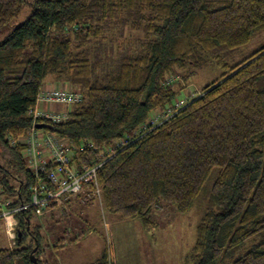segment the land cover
I'll list each match as a JSON object with an SVG mask.
<instances>
[{
  "label": "trees",
  "instance_id": "obj_1",
  "mask_svg": "<svg viewBox=\"0 0 264 264\" xmlns=\"http://www.w3.org/2000/svg\"><path fill=\"white\" fill-rule=\"evenodd\" d=\"M22 11L0 41V198L17 223L0 264H33L34 248L36 264H59L45 238L56 217L47 229L42 217L64 218L57 209L66 214L74 202L99 200L145 230L161 204L186 214L203 191L187 264H264V45L234 64L225 56L264 33V0H0V33ZM208 67L222 73L177 100ZM49 77L80 95L56 124L28 114ZM32 131L67 143L63 170L79 175L100 165L94 180L30 205L38 183L56 190L28 166ZM79 216L76 228L91 230ZM89 264H109L107 250Z\"/></svg>",
  "mask_w": 264,
  "mask_h": 264
},
{
  "label": "rangeland",
  "instance_id": "obj_2",
  "mask_svg": "<svg viewBox=\"0 0 264 264\" xmlns=\"http://www.w3.org/2000/svg\"><path fill=\"white\" fill-rule=\"evenodd\" d=\"M26 16L27 12L23 14L22 11L14 18L10 25L0 33V41L13 27L21 23ZM263 45L264 33L258 32L254 34L248 44L226 53V62L230 64L237 63L257 51ZM221 73L220 69L212 67L198 71L186 85L184 92L177 100L185 101L198 95L205 83L214 80ZM51 79L50 77L47 78L43 86L52 83L54 84V88H67V86L55 83ZM260 84L264 86V79ZM51 108L54 111H62L67 107L55 104ZM154 115L153 113L151 117H154ZM205 198L206 192L203 191L195 200L190 210L182 215L177 213L174 206L161 204L163 206L162 211H154L151 214L153 225L145 230L138 220L120 219L110 214L104 208L102 202L96 200L92 204L94 208L92 210L91 231L89 232L87 228H84L81 233L75 227L73 229L74 233H72L68 230L72 227L73 223L70 220L75 217L78 218L77 214L79 215V213L71 211L69 216L66 217L67 212L66 214L65 212L61 213L57 209L58 215H63L64 218L56 216L57 221L53 223L56 228L55 233H60L61 237L67 240L65 251L59 253L58 257L62 258L63 261L72 259L77 260L78 264H89L95 260V255L98 256L100 252L106 249L109 264H187L186 259L195 241V228L204 213ZM215 210L217 212L220 211L218 207H215ZM84 211L83 209V214ZM50 217V213L44 214L42 220L46 219L45 221L49 222ZM80 217L84 218L82 215ZM38 218L35 214L32 221L40 223L37 220ZM4 220L6 221V225L10 222L8 217ZM4 230L7 235L5 227ZM66 230L71 234V238L74 236L71 240H68L69 235L65 233ZM86 236L87 238L85 239ZM6 237L8 243L4 239L5 244L0 243V248H10L13 245L10 237L8 235ZM16 237L17 233H15V239ZM77 238L78 240L80 239L78 246L74 245ZM261 238V235L253 237L239 248L237 254L245 253L252 246L256 245Z\"/></svg>",
  "mask_w": 264,
  "mask_h": 264
},
{
  "label": "built area",
  "instance_id": "obj_3",
  "mask_svg": "<svg viewBox=\"0 0 264 264\" xmlns=\"http://www.w3.org/2000/svg\"><path fill=\"white\" fill-rule=\"evenodd\" d=\"M79 102L80 95L76 92H69L65 88H50L45 90L41 89L37 96L34 108L30 109L28 114L33 120L41 118L50 121L51 124H56L65 118L66 112L64 110L54 111L51 108L52 105L58 104L69 106ZM165 116H167V114ZM157 117L159 118L158 114H155L154 117H151L149 119L150 124H156L159 121ZM26 142L29 144V149L26 153L29 160L28 166L29 168L34 169L35 178L44 176L49 184L56 185V190L54 192H49L43 183H38V186L34 187L32 190L33 201L30 205H37L41 201L44 203L48 199L56 197L61 193H78L82 191V182L87 183L94 180L95 170L100 165L86 170L79 175L67 172L66 169H62L61 165L68 161L67 157L65 156V153L68 150V145L64 141L57 140L52 136L42 138L39 137L37 133L32 131ZM42 154H48V156L41 159L39 156L41 157ZM49 162L51 163L50 165L52 168L48 170L45 169V167L46 165H49ZM63 172L66 173V175H63ZM38 196L44 197L39 200V198H37ZM0 204V206L3 207L0 216L3 218L7 235L14 244L16 233L15 229L17 225L13 216L15 210L6 209V207L9 205V202L6 201L2 203L1 198ZM26 207L27 206H20L17 210H24ZM7 217L10 219V222L6 225V221L4 219Z\"/></svg>",
  "mask_w": 264,
  "mask_h": 264
},
{
  "label": "crops",
  "instance_id": "obj_4",
  "mask_svg": "<svg viewBox=\"0 0 264 264\" xmlns=\"http://www.w3.org/2000/svg\"><path fill=\"white\" fill-rule=\"evenodd\" d=\"M50 88H54V84H52V83H49L48 85H45V86H42V90H45V89H50ZM74 204L75 205H72V206H70L69 207V209L67 210V214H66V217L67 216H69V213L71 212V211H77L78 213H79V211H78V209H80V210H82V212L81 213H79V214H81L83 217H84V219L85 220H87L88 221V224H89V229H91L92 228V222H91V220H92V210H93V206L92 205H90V206H88V205H86V206H84L85 208H83L81 205H78L77 203H75L74 202ZM76 204L78 205V206H76ZM83 209L85 210L84 211V214H83ZM50 215H51V217L49 218L50 219V221H51V219L53 218V217H56L57 216V214L56 213H50ZM54 215V216H53ZM77 216H79L78 214H77ZM80 217V216H79ZM78 219L79 218H77V217H75V218H72L70 221H73V223H72V229H71V232L72 233H74L73 232V229H75V227H78V228H81V223L78 221ZM46 220V219H45ZM44 220V227L47 229V221H45ZM56 220V219H55ZM52 222V221H51ZM46 223V224H45ZM71 223V222H70ZM3 222L2 221H0V243H4L5 244V240L4 239H6V242L8 243V240H7V235L5 234V230H4V227H5V225H4V227H3ZM16 230V229H15ZM82 231V230H81ZM91 230H89V232H90ZM17 233V232H16ZM50 233H52L50 236H48V237H45L46 238V244L48 245V246H52L53 248H51L53 251H50V253L51 254H53V255H57V257H58V254L59 253H61V252H63V251H65V246H66V242H67V240L65 239V238H63V237H60L61 235H60V233H55V230L54 231H51ZM58 237H59V239H61V243H59L58 244V246H55L54 244H55V241L56 240H58ZM74 237V236H73ZM72 237V238H73ZM71 238V235H69V237H68V240H71L72 239ZM87 238V236L85 237V239ZM79 241H80V239L79 240H77L75 243H74V245H76V246H78L79 245ZM73 245V246H74ZM101 253L102 252H100V254H98V256L97 255H95V259H97L100 255H101ZM59 258V257H58ZM58 262H59V264H78L77 263V260H72V259H70V260H64L63 261V259L62 258H59L58 259Z\"/></svg>",
  "mask_w": 264,
  "mask_h": 264
},
{
  "label": "water",
  "instance_id": "obj_5",
  "mask_svg": "<svg viewBox=\"0 0 264 264\" xmlns=\"http://www.w3.org/2000/svg\"><path fill=\"white\" fill-rule=\"evenodd\" d=\"M50 128L48 125H42V124H40V125H36V128ZM18 236H19V234H18ZM35 250H36V248H34L33 249V252H35ZM33 252L30 254V259H31V262L33 263V264H36V260H35V258H34V256L32 255L33 254Z\"/></svg>",
  "mask_w": 264,
  "mask_h": 264
}]
</instances>
